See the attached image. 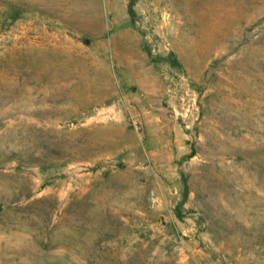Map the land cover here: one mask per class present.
Wrapping results in <instances>:
<instances>
[{"label":"rangeland","instance_id":"1","mask_svg":"<svg viewBox=\"0 0 264 264\" xmlns=\"http://www.w3.org/2000/svg\"><path fill=\"white\" fill-rule=\"evenodd\" d=\"M0 264H264V0H0Z\"/></svg>","mask_w":264,"mask_h":264}]
</instances>
